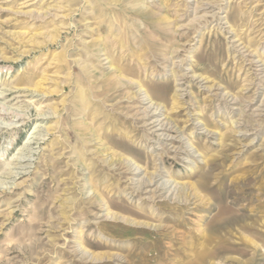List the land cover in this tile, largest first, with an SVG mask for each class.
Returning a JSON list of instances; mask_svg holds the SVG:
<instances>
[{"label":"rangeland","instance_id":"374dc122","mask_svg":"<svg viewBox=\"0 0 264 264\" xmlns=\"http://www.w3.org/2000/svg\"><path fill=\"white\" fill-rule=\"evenodd\" d=\"M0 264H264V0H0Z\"/></svg>","mask_w":264,"mask_h":264},{"label":"bare ground","instance_id":"6f19581e","mask_svg":"<svg viewBox=\"0 0 264 264\" xmlns=\"http://www.w3.org/2000/svg\"><path fill=\"white\" fill-rule=\"evenodd\" d=\"M111 49V48H110ZM112 57V56H111ZM96 58V57H95ZM102 59V58H101ZM98 60V59H97ZM101 61V60H100Z\"/></svg>","mask_w":264,"mask_h":264}]
</instances>
